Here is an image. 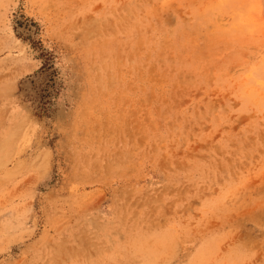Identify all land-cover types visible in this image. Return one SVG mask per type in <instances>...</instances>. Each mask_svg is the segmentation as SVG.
Instances as JSON below:
<instances>
[{"label":"rangeland","instance_id":"374dc122","mask_svg":"<svg viewBox=\"0 0 264 264\" xmlns=\"http://www.w3.org/2000/svg\"><path fill=\"white\" fill-rule=\"evenodd\" d=\"M0 264H264V0H0Z\"/></svg>","mask_w":264,"mask_h":264},{"label":"trees","instance_id":"16d2710c","mask_svg":"<svg viewBox=\"0 0 264 264\" xmlns=\"http://www.w3.org/2000/svg\"><path fill=\"white\" fill-rule=\"evenodd\" d=\"M43 57L45 58L44 63L42 64V66L39 69V74L43 75L42 79L45 82V87L42 90V92L44 93V95H40L39 96V114H48V103L49 101H45V98L50 96L49 93V87L52 84V81L54 80V74H55V70L53 67V57L48 53L43 55Z\"/></svg>","mask_w":264,"mask_h":264},{"label":"snow or ice","instance_id":"6c2138e0","mask_svg":"<svg viewBox=\"0 0 264 264\" xmlns=\"http://www.w3.org/2000/svg\"><path fill=\"white\" fill-rule=\"evenodd\" d=\"M45 87V82L42 78H38L37 82L33 85V90L36 94H39L42 92V90Z\"/></svg>","mask_w":264,"mask_h":264}]
</instances>
